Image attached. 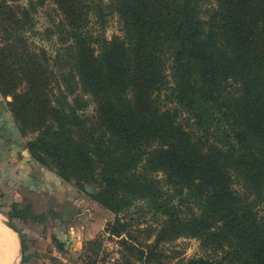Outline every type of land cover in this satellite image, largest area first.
Returning <instances> with one entry per match:
<instances>
[{"label":"trees","instance_id":"1","mask_svg":"<svg viewBox=\"0 0 264 264\" xmlns=\"http://www.w3.org/2000/svg\"><path fill=\"white\" fill-rule=\"evenodd\" d=\"M51 1L50 52L22 35L29 10L0 1V92L28 162L49 154L46 171L114 214L113 264L180 238L202 255L175 264H264V0Z\"/></svg>","mask_w":264,"mask_h":264},{"label":"crops","instance_id":"2","mask_svg":"<svg viewBox=\"0 0 264 264\" xmlns=\"http://www.w3.org/2000/svg\"><path fill=\"white\" fill-rule=\"evenodd\" d=\"M22 143L0 102V210L8 216L12 204L16 210L28 207L26 219L10 220L20 233V264H42V234L65 246L74 228L85 225L89 206L84 193L62 185L38 164H30ZM19 252L18 236L0 221V264H9Z\"/></svg>","mask_w":264,"mask_h":264},{"label":"rangeland","instance_id":"3","mask_svg":"<svg viewBox=\"0 0 264 264\" xmlns=\"http://www.w3.org/2000/svg\"><path fill=\"white\" fill-rule=\"evenodd\" d=\"M0 1H6V4L9 5L13 11H17L20 8L29 10L30 21L24 26L26 32L22 35H24L28 44L32 47L42 49L43 46L48 52L52 51L54 40H46L42 37V34H44L43 32L49 28L50 17L53 16L54 13L52 12L54 6L51 0H44L43 6L42 0ZM1 32L2 31H0V33ZM114 33H117L116 22L115 19H111L106 27L105 35L107 38H110ZM2 37L3 35L0 34V39ZM2 44L3 43L0 41V47ZM52 55H55V53ZM84 100H86V97H84ZM11 101L12 98L10 95L3 96L0 92V102L4 105L7 112L8 102ZM92 109L93 107L89 104L86 109L87 113L91 114ZM8 114L10 116L9 112ZM10 118L14 121V119H12V114ZM36 135V133L25 131V133L22 134V138L26 142L38 141ZM39 151H42V149H38V153ZM39 154H41L42 157L39 164L43 169L46 167L51 171L57 169L54 160L49 154L43 152ZM91 186L95 192L93 195H96L101 189L100 184ZM82 197L85 202H88L87 204L89 206L87 221L84 223L85 225L81 226V224H79L74 228L70 242H67L65 246L63 245L62 249H60L56 243L48 241L46 236L42 234V264H113L121 255L125 254L124 248L118 241L119 239L111 237L106 233L107 224H112L114 222V214L101 205L95 198L89 197L86 194L82 195ZM130 212H134V208L131 209ZM259 213L264 215V208L260 209ZM134 215L137 216L136 213H134ZM131 219L135 218L132 217ZM46 220H48V217ZM146 221L147 226L153 223L150 220V216L146 217ZM130 225V231L133 235L137 236L138 242H145V232L142 231V229L146 226L144 224L137 226L136 221L133 223L130 222ZM152 225V228L155 229V224ZM153 239L152 237L147 240V242L152 243ZM154 254L156 257L145 264H175L179 260H188L202 255L198 242L189 238H180L170 243H162L156 247ZM134 263L144 264V261L136 260Z\"/></svg>","mask_w":264,"mask_h":264},{"label":"water","instance_id":"4","mask_svg":"<svg viewBox=\"0 0 264 264\" xmlns=\"http://www.w3.org/2000/svg\"><path fill=\"white\" fill-rule=\"evenodd\" d=\"M84 191L88 194H95V192L93 191V187L91 185H86L84 187ZM0 217L3 219V223L6 227H8L9 229H11L17 236L19 239V246H20V252L15 256L16 258L13 259L9 264H20V260H21V251H22V247H21V240H20V233L18 232V230L14 227V225L11 223L10 219L8 218V216L4 215L1 210H0Z\"/></svg>","mask_w":264,"mask_h":264},{"label":"bare ground","instance_id":"5","mask_svg":"<svg viewBox=\"0 0 264 264\" xmlns=\"http://www.w3.org/2000/svg\"><path fill=\"white\" fill-rule=\"evenodd\" d=\"M0 221H2L1 217H0ZM2 242V241H1Z\"/></svg>","mask_w":264,"mask_h":264}]
</instances>
